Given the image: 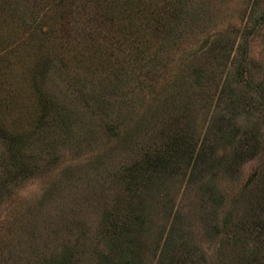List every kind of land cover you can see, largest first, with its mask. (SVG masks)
Segmentation results:
<instances>
[{
    "label": "trees",
    "instance_id": "1",
    "mask_svg": "<svg viewBox=\"0 0 264 264\" xmlns=\"http://www.w3.org/2000/svg\"><path fill=\"white\" fill-rule=\"evenodd\" d=\"M203 2L0 0V201L87 137V144L98 132L115 139L107 160L94 162L99 176L86 198L99 212L95 223L83 218L75 234L69 224L59 248L25 264H150V257L207 264L178 226V213L171 215L168 202L184 180H196L195 207H222L210 230L220 235L213 264H264V70L258 74L248 52L249 38L264 27V0H246L243 26L184 49ZM16 63L26 66L30 84L29 122L8 118L24 105L4 77H13ZM57 74L63 90L53 83ZM116 97L128 106L108 115ZM138 104L144 107L135 110ZM256 156L258 166L228 197L220 173ZM11 229L0 223V264L4 248L14 252ZM14 256L15 264L24 261Z\"/></svg>",
    "mask_w": 264,
    "mask_h": 264
},
{
    "label": "rangeland",
    "instance_id": "2",
    "mask_svg": "<svg viewBox=\"0 0 264 264\" xmlns=\"http://www.w3.org/2000/svg\"><path fill=\"white\" fill-rule=\"evenodd\" d=\"M203 1L204 5L200 6V20L195 22L191 29L186 30L185 40L181 43L184 49L195 48L200 40L209 33L223 32L233 28V26H243L245 23L244 20L241 22L240 11L246 5V0ZM249 40V56L255 63L258 74H260L264 70V27L259 29L255 35H252ZM13 52L14 50L9 52L8 56H13ZM19 53L20 51L17 54L18 56ZM178 53H174L173 57L177 56ZM30 62V58L26 57L24 59L25 65L30 64ZM24 64L19 65L16 63L12 65L13 77L7 73L4 75L6 80L12 81L15 97L24 102V105L16 106V110H18L16 113L8 115L9 120L13 118L18 123L23 120V122H29L31 118V112L27 109L30 106V98L26 99L25 97L27 96L26 92L30 91V84L27 79L28 76L23 73V70L26 69ZM81 74L82 72L79 75ZM61 78L60 74L55 75L53 83H56L58 88L63 90L65 80H61ZM3 94H5V88L1 86L0 97ZM112 99L114 106L109 108L108 115L114 116L116 112L126 109L128 106V99L127 103L123 98L116 97ZM27 105L29 106L27 107ZM23 106H25V109ZM143 107V105L138 104L135 110ZM20 109H24V113H21ZM245 118L246 114L241 113L238 115L237 120L244 122ZM99 122V120L94 121V126L99 128L100 125L97 126ZM87 126L90 125L81 126L83 127L81 131L83 130L85 133L89 128ZM87 140H89L88 137L77 149L64 150L59 165L43 174L30 177L18 185H12L10 193L2 197L3 199L0 201V223H12L10 233L12 237L9 239L13 238V241L9 242L10 240H8V245L14 251L11 254L7 248L2 250L5 264H15V252L20 253L24 260L18 264H25V260L30 261L31 259L37 262L41 251L42 253H44L43 251L48 253L56 246L60 247V237L66 234L65 231H69L66 226L71 224L72 226L69 229H72L75 234V231L76 233L79 232L83 218L92 225L97 220L99 212L94 211L93 205L87 201V195L93 194L92 184L99 176L97 165L94 162L96 156L101 157L103 161L107 160L115 139L107 137L103 132H98L90 144L86 143ZM113 156L118 155L114 152ZM1 157L0 147V160ZM259 159L257 156L252 157L243 161L237 167L232 166L229 172L220 173L217 180L219 188L227 192L228 197H230L250 177L253 169L258 166ZM88 182L90 184H87ZM195 186L196 180L195 182L184 180L180 185L176 184L175 199L169 200L168 203L173 207L171 215L175 212L178 213V226L184 227L186 235L190 239V244L196 253L198 255L203 253L206 263L213 264L218 254V237L220 235H212L210 230L219 222L222 207L219 205L208 206L206 209L195 207L193 202L196 196ZM95 198L96 194L93 195L92 203ZM159 221L165 222L161 219ZM86 241L91 243V240ZM148 256L150 257L151 253ZM149 262L150 264H157L156 259L153 261L151 257Z\"/></svg>",
    "mask_w": 264,
    "mask_h": 264
}]
</instances>
